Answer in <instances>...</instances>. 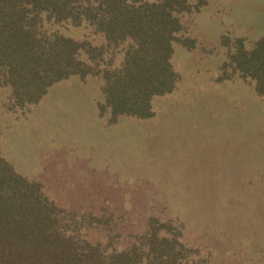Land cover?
I'll use <instances>...</instances> for the list:
<instances>
[{"label": "rangeland", "instance_id": "374dc122", "mask_svg": "<svg viewBox=\"0 0 264 264\" xmlns=\"http://www.w3.org/2000/svg\"><path fill=\"white\" fill-rule=\"evenodd\" d=\"M180 19L193 46L174 44L180 82L153 98L149 117L110 121L96 76L59 81L26 108L10 107L0 87L3 156L59 207L98 217L79 232L107 250L155 222L185 243L187 264H264V100L248 79L226 76L221 43L264 35V0H209ZM60 30L101 41L83 26ZM213 223L244 237H215Z\"/></svg>", "mask_w": 264, "mask_h": 264}, {"label": "trees", "instance_id": "16d2710c", "mask_svg": "<svg viewBox=\"0 0 264 264\" xmlns=\"http://www.w3.org/2000/svg\"><path fill=\"white\" fill-rule=\"evenodd\" d=\"M208 2L0 0V87L8 91L10 107L26 108L59 81L96 76L102 90L97 108L108 112L110 121L149 117L153 98L172 92L180 82L172 63L174 44L193 46L181 15ZM62 25L89 28L101 41H91L90 33L75 39L60 30ZM245 42L221 36L228 59L223 70L229 78L248 79L264 100V35ZM87 215L59 207L41 182L3 156L0 146V264L188 263L185 243L174 233L178 231L159 233L165 223H150L145 234L125 247L107 250L79 232L90 216L98 218ZM213 225L214 236L227 242L244 237L237 229L227 236L225 228Z\"/></svg>", "mask_w": 264, "mask_h": 264}]
</instances>
